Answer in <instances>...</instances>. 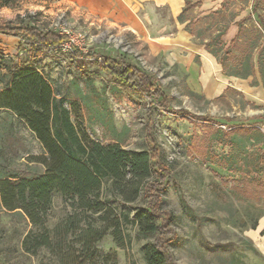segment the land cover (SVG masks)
Here are the masks:
<instances>
[{
    "label": "rangeland",
    "instance_id": "1",
    "mask_svg": "<svg viewBox=\"0 0 264 264\" xmlns=\"http://www.w3.org/2000/svg\"><path fill=\"white\" fill-rule=\"evenodd\" d=\"M253 1L234 0L225 17L231 18L237 8L249 7ZM259 12L264 16V0H259ZM156 16L155 21L143 24L149 35L176 33L178 25L166 8L156 10ZM255 19L253 15L248 23L255 24ZM0 21L69 34L74 38L73 45L83 53L122 57L148 72L170 96L169 108L160 110L153 106L151 113L158 161L169 169L162 181L165 187L158 205L168 215L165 229L169 235L164 237L163 244L173 262L264 264V255L249 234L258 230L264 236V223L258 229L264 218V199H255L239 190L238 174L215 159L227 152L228 146L213 140L216 130H220L227 139H236L246 154L252 153L257 143L246 139L245 130L251 128L250 124L264 130V108L251 116L237 96L209 103L191 95L183 68L170 62L165 51H153L148 34L142 39L105 13L52 0H0ZM114 38H121L130 49L117 44ZM0 53L29 56L57 97L64 98L68 107L79 105L80 112L73 111L71 118L92 139L101 143L115 141L131 152L147 150L145 123L149 98L99 69L93 57L80 55L72 59L60 46L38 50L19 36L2 33ZM232 106L239 114L224 115L235 110ZM42 153L29 129L15 116L0 110V176L42 172V165L33 158ZM129 176L118 183L111 178L103 180L99 200L111 209L106 211L110 220L118 218L119 231L115 237L110 228L89 249L82 243L79 229L65 232L63 226L77 218L99 226L97 213L71 216L70 201L59 194L53 195L45 222L51 247L42 246L35 253L24 250L22 241L29 230L34 234H39V230L20 212L7 211L0 205V264H149L145 256L155 234L143 229L147 222L144 186L159 181V176L152 163L143 180L138 182V177ZM132 194L134 199L128 201ZM57 224L62 227L55 237Z\"/></svg>",
    "mask_w": 264,
    "mask_h": 264
},
{
    "label": "trees",
    "instance_id": "2",
    "mask_svg": "<svg viewBox=\"0 0 264 264\" xmlns=\"http://www.w3.org/2000/svg\"><path fill=\"white\" fill-rule=\"evenodd\" d=\"M234 0H225L221 8L194 19L192 10L198 0H185V6L177 17L180 22L188 21L185 28L205 49L212 53L227 75L246 77L254 74L253 58L257 54V66L264 86V16L259 12V0H254L251 13L239 20V31L230 44L225 47L221 36L232 21L224 13ZM240 7V9H242ZM253 15L256 25L251 22ZM246 24V25H245ZM247 31V32H246ZM0 33L16 35L37 49L53 50L69 41V35L60 31L42 30L34 25H14L0 21ZM68 55L72 59L78 56L93 57L99 69L108 72L120 84L133 87L149 98L146 112L145 141L147 150L131 152L115 141L101 143L92 139L84 127L75 123L71 114L80 112L78 104L67 106L64 98L57 97L48 80L34 66L29 56H7L0 53V110H5L21 121L41 145L44 153L33 156L43 171L32 175L4 174L0 176V205L7 211L20 212L28 222L39 230H31L25 235L24 250L35 253L40 247H51V238L45 226L53 195L59 194L70 201L71 216L97 213L99 226L84 218H77L65 224L64 230L79 229L81 241L92 248L107 231H119L116 216L110 220L111 209L104 207L99 193L104 179L111 178L115 183L125 179L127 174L143 180L150 165L156 168L159 181L144 186L147 196V222L144 230L155 234L149 244L146 259L149 264H175L168 248L163 244L169 235L165 229L168 215L159 208L160 193L164 190L163 180L169 169L159 163V148L153 136L151 109L160 110L170 106V96L155 83L151 75L124 58L96 56L92 52L83 53L77 46L71 45ZM98 57H100L98 59ZM77 106V109L74 107ZM81 123V122H80ZM252 125L246 129V139L257 143L255 150L246 154L237 140L226 138L225 132L216 130L213 140L227 145L228 151L221 152L216 160L224 164L232 173H237L239 190L255 199H264V130ZM129 176V177H130ZM134 194L128 201L133 200ZM105 209V210H103ZM108 211V212H106ZM83 222V226L80 223ZM57 224L55 237L60 235Z\"/></svg>",
    "mask_w": 264,
    "mask_h": 264
},
{
    "label": "crops",
    "instance_id": "3",
    "mask_svg": "<svg viewBox=\"0 0 264 264\" xmlns=\"http://www.w3.org/2000/svg\"><path fill=\"white\" fill-rule=\"evenodd\" d=\"M56 2L73 3L75 5L105 13L112 20L124 24L130 31L142 39L151 41V49L160 53L165 51L170 62L179 64L185 73V83L191 95L201 97L207 102L215 99L227 100L229 95L239 97L240 103L248 107L249 115H253L258 109L264 108V86L259 75L257 66V54L253 58L254 74L246 77L227 75L216 57L205 49L185 28L188 21L180 22L179 14L185 6V0H52ZM196 0H193L195 2ZM225 0H198L192 14L194 19L202 17L212 11L221 8ZM241 7V6H240ZM235 10V16L221 36L227 47L238 34L239 28L236 24L239 20L251 13V6H243ZM166 8L171 17L176 21L178 29L175 34L156 33L149 35L147 27L157 19L156 10ZM136 17L138 21L135 20ZM246 25V24H245ZM250 107H253L251 109ZM230 114L226 111L224 115L236 116L237 109L232 106ZM258 112V111H257ZM264 223L261 220L258 229ZM257 249L264 255V236H260L258 230L250 231Z\"/></svg>",
    "mask_w": 264,
    "mask_h": 264
},
{
    "label": "built area",
    "instance_id": "4",
    "mask_svg": "<svg viewBox=\"0 0 264 264\" xmlns=\"http://www.w3.org/2000/svg\"><path fill=\"white\" fill-rule=\"evenodd\" d=\"M69 35V34H68ZM77 38V37H76ZM73 42H74V38L73 37H71L70 35H69V41L68 42H66V43H64V44H62L61 46H60V48L63 50V51H71V45L73 44ZM100 57H98V59H99Z\"/></svg>",
    "mask_w": 264,
    "mask_h": 264
},
{
    "label": "water",
    "instance_id": "5",
    "mask_svg": "<svg viewBox=\"0 0 264 264\" xmlns=\"http://www.w3.org/2000/svg\"><path fill=\"white\" fill-rule=\"evenodd\" d=\"M120 39H121V38H118V39H117V38H114V40L117 42V44L122 43L123 46H125L126 49H130L129 44H127L126 42H121Z\"/></svg>",
    "mask_w": 264,
    "mask_h": 264
}]
</instances>
